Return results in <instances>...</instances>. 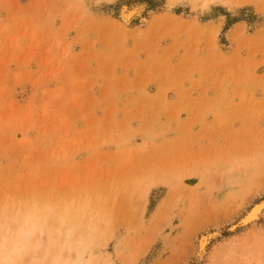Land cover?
<instances>
[{
    "label": "rangeland",
    "instance_id": "374dc122",
    "mask_svg": "<svg viewBox=\"0 0 264 264\" xmlns=\"http://www.w3.org/2000/svg\"><path fill=\"white\" fill-rule=\"evenodd\" d=\"M260 202L264 0H0L14 264H264Z\"/></svg>",
    "mask_w": 264,
    "mask_h": 264
},
{
    "label": "bare ground",
    "instance_id": "6f19581e",
    "mask_svg": "<svg viewBox=\"0 0 264 264\" xmlns=\"http://www.w3.org/2000/svg\"><path fill=\"white\" fill-rule=\"evenodd\" d=\"M141 9H142V7H140L139 5H136L132 9V11L130 10V11L126 12L127 14L126 13L125 14H126L127 17H131L134 14H139L142 11ZM263 207H264V202H260L257 205H255L253 207V209L249 213H247L248 215H247V218H246L245 222L257 219L259 217V215L261 214V212H262L261 210H262ZM63 216H65V213H63V215H61V218L63 220L62 222H64V217ZM60 221H61V219L59 218V222ZM36 230H37L36 229V223L32 222L26 229H24L23 231L20 232L19 236L17 234L18 238H17L16 241H14V240L12 241V240H10V238L8 239L9 241L8 240H4L5 242L3 244V247L2 248L0 247V264H14L15 262H17L16 260L19 259L21 256H23V254L29 250L30 246L28 245V239L30 238V236ZM41 231L42 232L46 231L44 226L41 227ZM68 231L70 232L69 229H68ZM212 236H213V234H212ZM65 237H69L70 238L69 233H68L67 236L65 235ZM209 237L210 236H205L204 235L202 237V239L200 238L201 240H200V244L199 245H200V251L201 252L205 250V248H206V246L208 244V241L210 240ZM57 238L59 239L58 236H57ZM82 240H83V238L80 240V242H82ZM68 242L69 241H67V239H64L62 243H63V245H65L67 243L66 245H68V249L71 248V249H73L72 252L73 251L75 252V253L73 252L75 259H73L72 264L81 263V259H82V253L81 252H82V250H81V247H79V243L78 242L77 243H72L71 242V244L73 245L72 246ZM54 244L58 245L59 244L58 240H56L54 242ZM84 247H85V245H83V248ZM37 248H40V246L37 245ZM31 257L32 256H30V258ZM69 262H71V261H69Z\"/></svg>",
    "mask_w": 264,
    "mask_h": 264
}]
</instances>
